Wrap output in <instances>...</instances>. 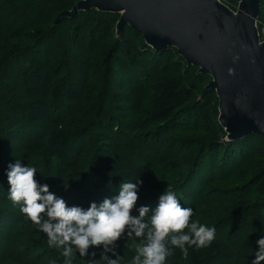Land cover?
<instances>
[{"label":"trees","instance_id":"trees-1","mask_svg":"<svg viewBox=\"0 0 264 264\" xmlns=\"http://www.w3.org/2000/svg\"><path fill=\"white\" fill-rule=\"evenodd\" d=\"M78 1L0 0V264L63 259L7 199L4 169L15 158L34 164L70 204L87 206L139 177L138 204L154 206L168 185L178 196L190 191L182 206L216 238L186 257L175 250L168 264H251L264 225V137L223 141L216 91L200 97L212 77L176 48H151L128 25L117 36L120 14L93 9L55 21ZM222 1L236 10L240 0ZM261 8L263 38L264 0ZM186 130L193 135L176 134ZM150 140L156 150L148 153ZM172 144L188 148V162L161 157ZM256 151L251 170L245 159ZM60 178L71 179L67 190ZM130 243L118 240L116 251L130 257Z\"/></svg>","mask_w":264,"mask_h":264},{"label":"clouds","instance_id":"clouds-1","mask_svg":"<svg viewBox=\"0 0 264 264\" xmlns=\"http://www.w3.org/2000/svg\"><path fill=\"white\" fill-rule=\"evenodd\" d=\"M4 174L7 199L44 234L48 246L58 250L61 264H74L77 255L87 258V264H168L175 250L186 257L190 248L208 247L216 238V228L200 222L193 207L182 206L171 185L154 206L137 203L140 177L119 183L114 194L84 206L70 204L52 190L47 177L26 158L7 163ZM70 180L60 178L59 186L67 190ZM120 239L131 242L130 257L116 251ZM255 244L251 264H264V235Z\"/></svg>","mask_w":264,"mask_h":264},{"label":"water","instance_id":"water-1","mask_svg":"<svg viewBox=\"0 0 264 264\" xmlns=\"http://www.w3.org/2000/svg\"><path fill=\"white\" fill-rule=\"evenodd\" d=\"M262 0H80L56 22L96 9L118 13L117 36L126 25L151 48H176L188 66L212 80L201 96L216 91L223 141L264 137V38L258 27Z\"/></svg>","mask_w":264,"mask_h":264},{"label":"rangeland","instance_id":"rangeland-1","mask_svg":"<svg viewBox=\"0 0 264 264\" xmlns=\"http://www.w3.org/2000/svg\"><path fill=\"white\" fill-rule=\"evenodd\" d=\"M262 33H263V36H264V28H263V30H262ZM264 38V37H263ZM133 103L137 106V107H140V106H142V105H144L145 104V102L141 99V97H136V98H134V100H133ZM126 113V115H129V113L128 112H125ZM193 133L194 132H192L191 130H186V131H177V133L176 134H178V136H190L191 137V135H193ZM152 143H151V140L149 141V147H148V153H151L152 152V150H156V149H154L153 147H152ZM146 146V145H145ZM162 146H163V144L161 143L160 145H158V150L156 151V152H154V154H156L159 150H161L160 148H162ZM164 149H166L168 152H163V155L161 156L165 161H167V162H169V161H171V156L173 157V158H178V159H180V160H185V161H187L188 162V159H189V152H188V148L186 147V148H180V147H176V146H174L173 144L171 145V147H170V150H168L167 148H166V146H164ZM171 154V156H168L167 154ZM258 154H259V151H256V153L252 156V157H250V158H246L245 160H246V162H245V165L246 166H248L251 170L253 169V168H255L257 165H258V160L259 159H257L256 158V156H258ZM256 158V159H255ZM162 163H160L159 165H161ZM222 183H220V184H222V185H226L227 183H229L228 181H226V180H222L221 181ZM189 194L190 193V191L189 192H187L186 190L185 191H183L182 192V194L181 195H179V197L181 198V199H184V197L183 196H185L186 194ZM185 194V195H184ZM206 222H209L208 220H206ZM206 224V223H205ZM261 234L259 235V237L261 236V235H264V225L262 226V229H261ZM259 237H257V238H259ZM256 238V239H257Z\"/></svg>","mask_w":264,"mask_h":264}]
</instances>
